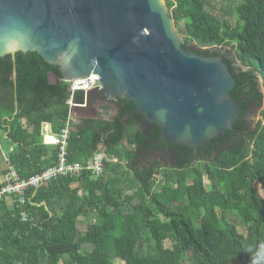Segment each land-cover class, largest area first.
Returning a JSON list of instances; mask_svg holds the SVG:
<instances>
[{
    "label": "trees",
    "instance_id": "16d2710c",
    "mask_svg": "<svg viewBox=\"0 0 264 264\" xmlns=\"http://www.w3.org/2000/svg\"><path fill=\"white\" fill-rule=\"evenodd\" d=\"M220 1H240L226 13L235 14L233 26L217 19L206 0H164L182 48L194 45L204 57L229 48L234 57L221 61L234 81L229 95L239 115L231 130L197 148L208 160L194 164L190 150L170 145L186 156L175 151L173 168L155 188L154 168L139 169L133 159L161 140L160 129L149 123L147 138L133 103L109 100L119 105L114 119L80 120L66 148L67 161L83 168L102 151V175L83 170L29 188L23 206L16 197L7 198L10 205L0 201V264H264V198L255 187L264 192V0ZM50 76L59 77L58 69L35 53L0 58V132L12 146L8 168L24 181L56 165L58 149L42 144L43 126L58 136L69 115L68 85ZM83 100L74 95L75 105ZM244 100L263 108V120L249 132Z\"/></svg>",
    "mask_w": 264,
    "mask_h": 264
},
{
    "label": "water",
    "instance_id": "95a60500",
    "mask_svg": "<svg viewBox=\"0 0 264 264\" xmlns=\"http://www.w3.org/2000/svg\"><path fill=\"white\" fill-rule=\"evenodd\" d=\"M181 44L163 0H0V58L35 53L58 69L54 84L96 75L86 97L129 101L165 145L195 149L231 130L239 107L221 58Z\"/></svg>",
    "mask_w": 264,
    "mask_h": 264
},
{
    "label": "built area",
    "instance_id": "2783aa9c",
    "mask_svg": "<svg viewBox=\"0 0 264 264\" xmlns=\"http://www.w3.org/2000/svg\"><path fill=\"white\" fill-rule=\"evenodd\" d=\"M99 77L96 75H89L87 78L74 80L68 84V92L70 97L67 101V106L72 109L74 107L83 108L85 105H75L73 102L74 95L82 93L84 96L87 91L98 88ZM72 115L69 114L64 129L59 133L58 136L54 138H49L50 141H44L45 144H50L51 146H56L58 149L56 165L47 169L41 175H37L27 181L21 180L17 174L11 169H7L1 184H0V201L16 197L18 199L19 205H25L26 201L24 199L25 192L31 189H37L41 187L46 182L67 176H79L80 173L85 171H90L93 176H101L103 172V163L105 156L102 151L97 152L92 159L88 162L85 168L78 164H71L66 159V148L67 142L71 131L73 130L72 125ZM33 205V204H31ZM26 215L21 213V221L26 222Z\"/></svg>",
    "mask_w": 264,
    "mask_h": 264
},
{
    "label": "flooded vegetation",
    "instance_id": "af4514ba",
    "mask_svg": "<svg viewBox=\"0 0 264 264\" xmlns=\"http://www.w3.org/2000/svg\"><path fill=\"white\" fill-rule=\"evenodd\" d=\"M220 58H226L230 61L234 60L233 54L231 53L229 48H223L220 49V53L217 54ZM234 68H238V64L234 63L232 65ZM84 102V100L82 101ZM244 103H247V109L243 113V120L247 127V131L254 129L257 122L251 123L247 122L250 117H253L256 112L255 110H258V108L254 107L253 104H250L248 101L244 100ZM86 107H90L91 113L93 116H95V120L102 117V115L98 116V112L106 111L110 113L112 111V115L109 116V122H111L115 115L117 114L119 110V105L116 103L109 102L107 97L101 96L100 94L94 93L89 94L85 99ZM82 113H80L81 115ZM82 116V115H81ZM90 118H81V120H89ZM91 119V120H94ZM140 129L143 131L144 136L147 138H151V129L149 126V123H141ZM233 144V140H231L228 144H221L219 145V149H223L225 147H230ZM176 146V145H173ZM186 148V147H185ZM188 149V148H187ZM190 150V154L187 155V157L192 161L194 164H202L204 163V160H208L209 157H206V153H204V150L201 154H199L198 149H188ZM175 151L184 154L186 156V153L183 149L180 148H174L172 149L170 145H165L162 140L159 141V139H153L150 144L145 148L137 152V157L133 159L134 163H136V167L139 169H145V168H154L153 170L156 172L155 176H161L166 170H171L174 166V157H175ZM212 156L216 154L215 150L211 151Z\"/></svg>",
    "mask_w": 264,
    "mask_h": 264
},
{
    "label": "rangeland",
    "instance_id": "374dc122",
    "mask_svg": "<svg viewBox=\"0 0 264 264\" xmlns=\"http://www.w3.org/2000/svg\"><path fill=\"white\" fill-rule=\"evenodd\" d=\"M164 2V0H163ZM206 2L209 4V8H210V11L211 13L216 16L217 19L219 20H226L229 22L230 25H234L235 21H236V17H235V14L233 16H229V15H226L231 13V10L233 11L234 7L237 6L240 1H237V2H228V3H224L220 0H206ZM165 3V2H164ZM92 108L90 107H87V108H84V109H76L75 112L72 113V121H73V125H77L78 122L81 120V118H90L89 120L91 119H94L95 116H93V114L90 112ZM262 110L263 108H261V110L258 112L257 114V117H258V120L256 122H259V121H262L263 120V115H262ZM80 113H82L80 115ZM98 116L99 115H102L101 118L97 119V120H105V121H109V117L107 114L112 115V111L110 113L106 112V111H100L98 112ZM95 120V119H94ZM121 170L124 172V175L122 176V172L121 173V176L124 177L126 174H127V170L124 168V165H122L121 167ZM156 184H155V188L160 184V177H157L155 179ZM208 185V183L205 181L204 182V186ZM256 189H257V193L259 195L260 198H263L264 197V193L263 191L261 190V188L258 186H255ZM128 194H131V192H128ZM227 217H230L232 218L229 214H227ZM93 216L90 217L89 221L91 222ZM233 219V218H232ZM82 223H86V221H82ZM237 232L239 234H244V232L238 228ZM165 247H169V244L168 243H165L164 244ZM114 264H123V262L121 261H115Z\"/></svg>",
    "mask_w": 264,
    "mask_h": 264
},
{
    "label": "crops",
    "instance_id": "0c3cea01",
    "mask_svg": "<svg viewBox=\"0 0 264 264\" xmlns=\"http://www.w3.org/2000/svg\"><path fill=\"white\" fill-rule=\"evenodd\" d=\"M22 123L24 124L25 122L23 121ZM54 136L55 135L52 132L51 126L48 124H45L43 126V131H42L43 143L47 138L54 137ZM44 145H47V144L44 143ZM11 151H12V146H9V143L6 139L5 134L3 132H0V184L5 174L7 173V169H8L7 154ZM6 202L8 205H10L12 201L10 199H7Z\"/></svg>",
    "mask_w": 264,
    "mask_h": 264
},
{
    "label": "clouds",
    "instance_id": "9594fccd",
    "mask_svg": "<svg viewBox=\"0 0 264 264\" xmlns=\"http://www.w3.org/2000/svg\"><path fill=\"white\" fill-rule=\"evenodd\" d=\"M217 49H220V48H217ZM91 75V74H90ZM67 84V83H66ZM68 85V84H67ZM70 95V94H69ZM70 97V96H69ZM83 97H84V102H82L80 105H85V107H86V103H85V99H86V95L84 96L83 95ZM74 102V101H73ZM67 105V104H66ZM85 107H83V108H80V107H74V108H72V109H70L69 108V114L71 113V115H72V113L74 112L73 110L75 109V108H78V109H84ZM69 116V115H68ZM66 124V123H65ZM72 125V127L74 126L73 124H71ZM64 129V128H63ZM62 131V130H61ZM54 137H56V135L54 136ZM54 137H49V138H54ZM49 138H47V139H49ZM45 140V141H49V140ZM42 144L44 145V143H43V139H42ZM44 146H48V147H53V146H51L50 144H47V145H44ZM103 153V152H102ZM104 154V153H103ZM102 175V174H101ZM205 182V181H204ZM257 186V185H256ZM259 186V185H258ZM260 187V186H259ZM264 193V192H263ZM264 198V197H263Z\"/></svg>",
    "mask_w": 264,
    "mask_h": 264
}]
</instances>
